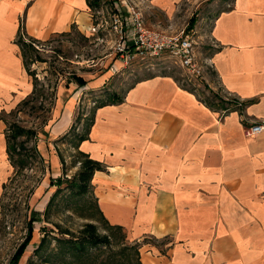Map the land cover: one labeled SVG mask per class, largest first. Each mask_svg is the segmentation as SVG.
Returning <instances> with one entry per match:
<instances>
[{
    "label": "crops",
    "instance_id": "obj_1",
    "mask_svg": "<svg viewBox=\"0 0 264 264\" xmlns=\"http://www.w3.org/2000/svg\"><path fill=\"white\" fill-rule=\"evenodd\" d=\"M92 27L88 0H0V204L13 173L1 118L32 91L19 31L43 42ZM208 37L216 82L207 85L237 105L222 114L171 76L151 75L94 108L77 145L100 166L90 178L98 214L138 244L140 264H264V131L244 133L264 125V0H230ZM70 113L50 127L52 140ZM37 151L60 163L55 149Z\"/></svg>",
    "mask_w": 264,
    "mask_h": 264
},
{
    "label": "rangeland",
    "instance_id": "obj_2",
    "mask_svg": "<svg viewBox=\"0 0 264 264\" xmlns=\"http://www.w3.org/2000/svg\"><path fill=\"white\" fill-rule=\"evenodd\" d=\"M126 1L132 5L140 3L148 28L168 33L185 29L195 39L196 48L203 56H209L214 50L208 37L213 17L230 3V0H174L166 7L163 0ZM121 6L118 4L120 9L125 8ZM90 9L95 32L82 33L72 28L70 32L54 35L47 41L31 39L33 49L28 56L33 62L29 68L38 79V87L45 93L53 92L51 97H46V94L38 98L36 105L42 102L45 106L38 114L32 112L30 103L17 114L2 115L4 122L16 121L26 129L35 130L37 137L25 144L28 157L24 163L12 165V176L3 190L0 264H8L25 239L29 223L33 234L20 264L130 263L128 255L132 256L135 243L128 239L126 231H117L115 237L110 236L107 224L98 214L90 186L79 192L87 183L82 180L84 157L77 150L78 138L86 134L94 108L110 101L112 96L122 97L138 80L151 75H169L177 81L184 76L178 66L167 60L120 63L114 52L116 36L110 27L115 11L113 0H98L97 3L92 0ZM20 40L27 45L31 43L23 33ZM72 73L83 77L89 85L82 88L68 82ZM212 73L210 81L216 82ZM210 90L204 82L196 85L195 89L202 93V97H209ZM219 95L221 103L236 105L230 98L226 100L222 92ZM68 108L71 110L70 125L52 140L48 131ZM34 144L43 152L45 148L55 149L60 163L55 166L44 163L32 149ZM89 224L95 226L94 238L110 236L109 242L95 245L86 242L91 236L86 227ZM41 239L44 242L37 249ZM71 243H78L83 249H73Z\"/></svg>",
    "mask_w": 264,
    "mask_h": 264
},
{
    "label": "built area",
    "instance_id": "obj_3",
    "mask_svg": "<svg viewBox=\"0 0 264 264\" xmlns=\"http://www.w3.org/2000/svg\"><path fill=\"white\" fill-rule=\"evenodd\" d=\"M118 4L125 8L120 9ZM113 5L115 11L110 27L116 36L114 52L120 63L128 65L136 60H167L181 69L184 77L180 84H188L195 89L200 82L207 84L213 72L211 64L207 56L197 50V43L191 34L185 29L168 33L148 28L135 5L126 0H113ZM95 31L96 27H92L91 32ZM226 111L221 112L223 114ZM263 131V124L252 123L244 127L247 137H254Z\"/></svg>",
    "mask_w": 264,
    "mask_h": 264
},
{
    "label": "trees",
    "instance_id": "obj_4",
    "mask_svg": "<svg viewBox=\"0 0 264 264\" xmlns=\"http://www.w3.org/2000/svg\"><path fill=\"white\" fill-rule=\"evenodd\" d=\"M94 2L97 3L98 0H93V3ZM91 4H92V0H88L89 7L91 6ZM22 33L23 32L19 31L16 42L19 45L20 50H21L24 68H25L27 74L31 77L32 91L22 102H20L17 105V107L14 110L9 112V114H11V115H14V114L21 112L22 108L28 106L30 103H32V106H30V108H32V112L38 114L39 110L42 109V106H45L42 102L39 104V106L36 105L38 98L40 96L43 97L46 94H47L46 97H51L53 95L52 91L51 92L48 91L47 93H45L44 90H41V88L38 87V85H39L38 79L36 78L35 73L32 72L29 68V64L31 62H33L32 58L30 56H28L31 49H33V47H32V41L33 40L30 39L31 43H29V45L24 44L20 40V36ZM64 34H66V33H64ZM212 75H214V73H212ZM70 76L71 77L68 78V82H74L78 87H83L87 84V81L85 79H83L81 76L76 75L75 73L70 74ZM180 81L181 80H177L176 82H178L180 84ZM180 86L186 90H189L191 92H195V88L191 85L180 84ZM48 88H49V86H48ZM201 94L202 93L199 92V96ZM209 94H210L209 97H204V96L199 97V100L205 106H207L208 108H210L212 110H218L219 109L222 111V110L229 109V107H230L229 104L221 103L222 99L219 98V96H220L219 93L210 90ZM230 100H231V102L235 103L234 99L231 98ZM120 101H121V97L112 96L110 98V101L102 102L97 107L105 106L108 104H114V103L120 102ZM91 122H92V115H91L88 127L91 124ZM4 123L6 124V143H7V154H8L9 161H10L11 165H14L15 163H24L25 159L28 157L27 149H26L27 147H25V144L31 139H34V138L36 139L37 132L33 129H26L22 125H19V123L16 121H13V122H6L5 121ZM22 137L25 139L18 141V139L22 138ZM84 139H85V135H82L81 137L78 138V143ZM32 149L34 150V152H36L37 155H39V153L36 149V144H34L32 146ZM80 155H82L84 157V161L82 162V168H83V172H84V173H82V180L84 181V183H87L85 185H82L81 189L79 188L80 189L79 192L81 193L86 189V187L90 186L91 175H92L93 171L99 169L100 166L96 162L87 159L82 153H80ZM39 157H40V155H39ZM40 160H41V158H40ZM31 221H32V219H31ZM86 227H87V229H89L91 231V236L89 237V239H87L88 241H86V242H90L93 245L98 244V243L109 242L110 236L115 237V235H116L115 233L117 231L123 230L122 228L117 227V226L107 225V228L111 232L110 236L108 237L105 235L103 237L97 236V238H94L93 235L95 232V226L92 224H89ZM32 234H33V227H32V224L29 223L28 227H27V235H26L25 239L18 246V248L16 249L12 258L8 262V264H20L19 261L25 252L26 246L29 244V242L32 238ZM124 237L125 236H123V238ZM43 242H44V240L41 239L40 244L38 245L37 249L39 248V246L42 245ZM71 244H73V246H71V247H73V249H77V250L81 249V248L83 249V246H79V245H81L80 242H79V245H78V243L77 244L71 243ZM132 250H133L132 256L128 255V261L130 262L129 264H140L138 244L137 243H135L132 246Z\"/></svg>",
    "mask_w": 264,
    "mask_h": 264
}]
</instances>
